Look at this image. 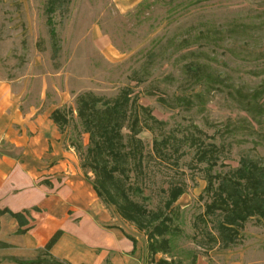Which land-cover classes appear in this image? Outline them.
Wrapping results in <instances>:
<instances>
[{"label": "rangeland", "instance_id": "rangeland-1", "mask_svg": "<svg viewBox=\"0 0 264 264\" xmlns=\"http://www.w3.org/2000/svg\"><path fill=\"white\" fill-rule=\"evenodd\" d=\"M46 2L0 0V78L34 107L65 113L66 142L92 183L79 96L114 99L126 89L128 113L142 106L157 120L139 110L141 161L125 165L130 198L169 218L171 233L155 237L169 245L155 254L147 235L158 221L140 229L124 220L147 249L144 264H264L263 218H249L232 247L212 241L217 217L205 213L207 163L197 159L213 144L212 174H232L245 156L264 166V0H69L50 16ZM178 185L184 193L165 208Z\"/></svg>", "mask_w": 264, "mask_h": 264}, {"label": "crops", "instance_id": "crops-1", "mask_svg": "<svg viewBox=\"0 0 264 264\" xmlns=\"http://www.w3.org/2000/svg\"><path fill=\"white\" fill-rule=\"evenodd\" d=\"M13 83L0 78V264H144L148 247L99 198L52 110Z\"/></svg>", "mask_w": 264, "mask_h": 264}, {"label": "trees", "instance_id": "trees-1", "mask_svg": "<svg viewBox=\"0 0 264 264\" xmlns=\"http://www.w3.org/2000/svg\"><path fill=\"white\" fill-rule=\"evenodd\" d=\"M68 3L69 0H47L44 12L50 16L56 9L66 8ZM47 21L50 22L49 17ZM57 49L56 47L54 56ZM131 102L133 101L126 89L114 99L87 93L78 97L76 112L83 131L88 133L87 152L91 159L89 167L94 173V190L102 202L114 205L121 218L132 221L140 229L152 221H158L157 224H152V230L147 235L150 240L148 249L151 254H155L165 252L169 245L168 239L158 242L155 238L156 235L171 231L166 223L169 218L161 219V211L150 212L130 198L128 191L131 186L125 183L128 178L125 165L129 158L136 159V164L141 161L142 146L137 138L140 131L139 110L145 111L153 123L158 122L142 106L128 113ZM51 119L60 130L68 123L65 113L58 109L51 113ZM128 119L130 142H123L122 128ZM192 143L196 142L192 140ZM157 145L154 142V147ZM217 152L213 144L209 148L200 147L197 159L207 163L203 191L210 196L211 201L206 205L205 213L217 217L214 225L216 236L211 239L221 248H229L237 244L239 230L249 218L256 216L264 219V166L245 156L240 158L239 167L232 174H212L210 170L217 165ZM183 193L184 188L180 185L170 188L165 208H170ZM60 234L61 231H57L52 235L44 247L46 251ZM156 263L171 264L163 259Z\"/></svg>", "mask_w": 264, "mask_h": 264}]
</instances>
